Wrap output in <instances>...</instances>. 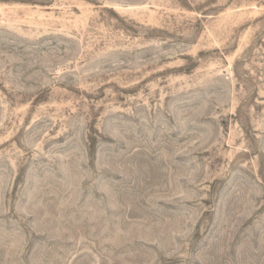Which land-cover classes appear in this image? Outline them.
<instances>
[{
  "label": "rangeland",
  "instance_id": "rangeland-1",
  "mask_svg": "<svg viewBox=\"0 0 264 264\" xmlns=\"http://www.w3.org/2000/svg\"><path fill=\"white\" fill-rule=\"evenodd\" d=\"M0 264H264V0H0Z\"/></svg>",
  "mask_w": 264,
  "mask_h": 264
}]
</instances>
